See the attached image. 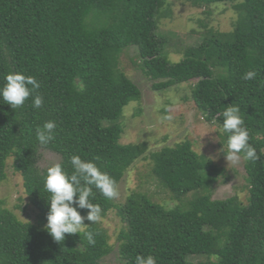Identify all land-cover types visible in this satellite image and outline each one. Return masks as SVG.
I'll return each mask as SVG.
<instances>
[{
  "label": "trees",
  "instance_id": "trees-1",
  "mask_svg": "<svg viewBox=\"0 0 264 264\" xmlns=\"http://www.w3.org/2000/svg\"><path fill=\"white\" fill-rule=\"evenodd\" d=\"M185 2H230L237 18L228 31L205 26L198 43L177 48L181 58L173 62L168 39L156 32L157 21L170 13L167 0H0V86L10 71L34 76L44 101L34 108L30 96L13 110L0 99V183L11 157L37 209L36 223L23 222L0 200V264H102L112 251L98 222L85 219L83 226L95 244L84 231L61 242L47 232L48 167L40 169L38 161L40 150L48 149L71 173L70 157L77 154L95 161L117 184L144 157V142L119 141L123 107L140 94L119 66L131 46L138 54L134 65L157 81L155 89L192 82L196 110L220 126L226 141L222 112L239 105L260 158L244 159L246 203L237 195L211 198L224 169L189 140L148 153L151 174L176 201L172 207L143 192L117 204L93 187L90 199L101 207V218L114 209L124 223L117 236L119 264H135L138 254L155 256L157 264H264V0ZM249 70H256V78L242 79ZM49 120L56 122L55 136L41 145L35 130ZM78 210L85 216L88 211Z\"/></svg>",
  "mask_w": 264,
  "mask_h": 264
},
{
  "label": "rangeland",
  "instance_id": "rangeland-1",
  "mask_svg": "<svg viewBox=\"0 0 264 264\" xmlns=\"http://www.w3.org/2000/svg\"><path fill=\"white\" fill-rule=\"evenodd\" d=\"M167 1L170 13L157 21L156 32L168 39L166 51L173 62L181 58L177 48L180 45L198 43L205 26L218 31H228L237 18V13L230 2L194 7L185 0ZM135 62H138V54L136 48L132 46L120 55V68L136 84L140 94L137 100L123 107L122 116L119 119L123 131L119 141L121 143L144 142L147 145V152L125 171L117 183L119 195L113 201L120 204L131 192H143L165 207H172L176 201L151 174L148 153L189 140L197 153L206 155L224 169V175L212 187L211 198L224 199L237 195L243 203H246L248 191L244 158L241 156L238 164H232L226 160L222 151H227V141L222 136L220 126L216 122L206 121L190 99L192 82L155 89L153 84L157 81L144 74L134 65ZM169 115L172 116L171 120L164 118ZM59 159L60 156L57 153L41 149L38 167L47 168ZM0 200L2 206L13 212L19 220L36 223L37 209L25 194L21 175L12 168L11 157L6 162L5 179L0 183ZM98 223L106 231L108 242L112 246V251L101 260V263L119 264L117 236L119 230L124 227V223L114 209L109 210Z\"/></svg>",
  "mask_w": 264,
  "mask_h": 264
},
{
  "label": "clouds",
  "instance_id": "clouds-1",
  "mask_svg": "<svg viewBox=\"0 0 264 264\" xmlns=\"http://www.w3.org/2000/svg\"><path fill=\"white\" fill-rule=\"evenodd\" d=\"M256 76V70H249L243 74L242 79L252 80ZM39 87L40 83L34 76L10 71L5 75L3 85L0 86V99L16 110L32 96V106L39 109L44 102L43 97L36 93ZM240 112V106L233 104H229L222 112L223 131L229 133L227 151L222 152L226 160L232 164L240 162L241 154L245 160L251 162L260 158L256 148L249 143V132ZM164 118L171 120L172 116ZM55 129L56 122L53 120L37 126L35 134L38 142L47 145L54 139ZM70 163L73 168L71 173L62 163L55 162L47 168L43 177L44 188L51 194V198L47 199L49 210L47 224L44 227L57 242L63 241L66 234H80L84 231L88 243L95 244L93 232L83 227L85 219L91 223H97L101 219V207L92 203L90 199L94 197L93 187L106 199L111 200L119 195L117 184L115 179L102 171L93 160L82 159L80 155L73 154ZM78 209H87L86 216L81 215ZM135 264H157V260L151 254L147 256L138 254L135 257Z\"/></svg>",
  "mask_w": 264,
  "mask_h": 264
}]
</instances>
